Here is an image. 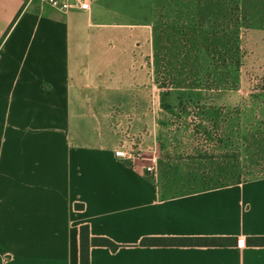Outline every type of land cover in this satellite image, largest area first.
Instances as JSON below:
<instances>
[{
	"label": "crops",
	"instance_id": "obj_1",
	"mask_svg": "<svg viewBox=\"0 0 264 264\" xmlns=\"http://www.w3.org/2000/svg\"><path fill=\"white\" fill-rule=\"evenodd\" d=\"M262 1L239 0L232 17L264 23V9L243 10ZM89 5L62 13L0 0V264H80L83 226L119 247L92 246L90 264H264V246L247 244L264 237V177L172 195L116 156L124 136L112 123L129 117L133 127L163 111L131 91L143 57L191 24L227 32L224 2ZM147 238L235 242L143 245Z\"/></svg>",
	"mask_w": 264,
	"mask_h": 264
},
{
	"label": "rangeland",
	"instance_id": "obj_2",
	"mask_svg": "<svg viewBox=\"0 0 264 264\" xmlns=\"http://www.w3.org/2000/svg\"><path fill=\"white\" fill-rule=\"evenodd\" d=\"M213 1L225 4L218 10L231 18L227 32L202 33L191 24L176 38L163 37L135 74L132 93L154 98L160 117L133 127L129 117L124 127L112 123L135 140V165L146 173L150 167L147 174L172 195L264 177V23L232 17L239 0ZM263 1L243 10H262Z\"/></svg>",
	"mask_w": 264,
	"mask_h": 264
},
{
	"label": "trees",
	"instance_id": "obj_3",
	"mask_svg": "<svg viewBox=\"0 0 264 264\" xmlns=\"http://www.w3.org/2000/svg\"><path fill=\"white\" fill-rule=\"evenodd\" d=\"M2 42H0L1 48ZM78 209H83V205H77ZM235 239L230 238H189V239H172V238H147L143 241V245H199V246H213L223 247L233 244ZM247 244L253 246H264V237L262 238H249ZM92 246L108 247L116 251L119 247L107 238H91L88 226L81 228V260L80 264H90V249Z\"/></svg>",
	"mask_w": 264,
	"mask_h": 264
},
{
	"label": "built area",
	"instance_id": "obj_4",
	"mask_svg": "<svg viewBox=\"0 0 264 264\" xmlns=\"http://www.w3.org/2000/svg\"><path fill=\"white\" fill-rule=\"evenodd\" d=\"M31 1H39L43 5H47L59 12L68 13L73 10H83L88 11L90 9L89 0H31ZM125 139L119 145V148L116 150V156L119 159H122L127 162H131L132 164H136L139 156L135 154L131 147L134 145L135 140L129 139L128 131L124 132ZM147 173L152 172L150 167L146 168ZM244 246V242H242Z\"/></svg>",
	"mask_w": 264,
	"mask_h": 264
}]
</instances>
